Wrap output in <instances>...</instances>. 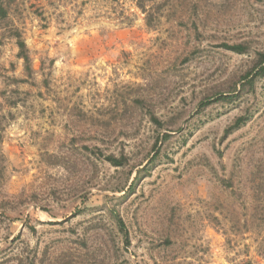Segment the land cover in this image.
<instances>
[{
	"label": "rangeland",
	"instance_id": "1",
	"mask_svg": "<svg viewBox=\"0 0 264 264\" xmlns=\"http://www.w3.org/2000/svg\"><path fill=\"white\" fill-rule=\"evenodd\" d=\"M164 1L2 0L0 264H264V0Z\"/></svg>",
	"mask_w": 264,
	"mask_h": 264
},
{
	"label": "trees",
	"instance_id": "2",
	"mask_svg": "<svg viewBox=\"0 0 264 264\" xmlns=\"http://www.w3.org/2000/svg\"><path fill=\"white\" fill-rule=\"evenodd\" d=\"M149 1H153V0H135L137 7L140 8L142 10V12H147L148 16L146 18V21L148 23V25H152L153 21L157 20L154 19L153 15L151 14V12H148L146 9V5L145 3L149 2ZM180 4H182V0H178ZM173 2L172 0H165L163 4H160L159 7L157 8V10H160L161 8H169L170 10H175V8L177 7L175 4L170 3ZM0 17L3 19H7L8 17V11L5 8L2 0H0ZM14 37L17 39V45L19 47V56L21 58L24 59L25 63L27 65L30 64V56L28 53V49H27V45L25 43V41H23L21 39V35L20 33H16L14 35ZM224 46V48L237 53V54H243L247 52V47L243 44H235V45H222ZM264 77V52L263 53H259L258 54V60L256 65L253 67V69L249 72H247L242 79L246 81V85H244V87H249V86H253L254 82L256 79L258 78H263ZM237 97H235L234 95H219L217 96V98L215 99V102H219V101H223V102H232L234 100H236ZM240 121L241 119H239L236 124L234 125V128L240 126ZM108 161L114 165V166H121L122 162L120 160H118L116 157H108ZM115 219L117 220L118 226L120 228V231L122 233H124L125 236H127L126 233V228L124 225V222L122 221V219L120 218V216L118 214H114Z\"/></svg>",
	"mask_w": 264,
	"mask_h": 264
}]
</instances>
